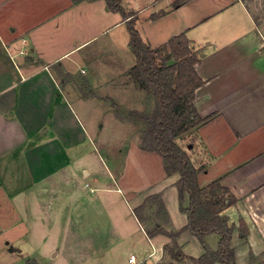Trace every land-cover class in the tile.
Listing matches in <instances>:
<instances>
[{
  "label": "crops",
  "instance_id": "obj_1",
  "mask_svg": "<svg viewBox=\"0 0 264 264\" xmlns=\"http://www.w3.org/2000/svg\"><path fill=\"white\" fill-rule=\"evenodd\" d=\"M122 4L137 16L136 26L151 48L181 33L190 39L204 81L194 104L206 120L189 131L199 149L192 159L204 168L199 183L209 188L219 181L235 198L221 214L233 225L236 264H264V0ZM129 18L106 0H0V251L21 252V239H36V264L47 254L57 257L51 233L65 232L67 217L70 225L85 229L83 218L91 210L95 223L106 224L100 230L106 235L90 236L92 242L101 248L105 242L108 252L129 250L121 264H195L206 252L185 229L180 173L168 175L162 155L144 149L138 132L117 171L96 145L90 148L103 175L87 165L95 167L80 145L88 132L68 94L80 104L107 96L86 98L71 83H91L85 77L90 70L129 73L136 63H131ZM101 38L103 43L95 44ZM70 73L74 80H63ZM88 186L101 195H87ZM189 205L186 193L184 206ZM80 232L81 241L91 244ZM220 238L211 232L206 242L216 250Z\"/></svg>",
  "mask_w": 264,
  "mask_h": 264
},
{
  "label": "trees",
  "instance_id": "obj_2",
  "mask_svg": "<svg viewBox=\"0 0 264 264\" xmlns=\"http://www.w3.org/2000/svg\"><path fill=\"white\" fill-rule=\"evenodd\" d=\"M106 1L112 10L121 12L125 18L130 17L127 23L131 34L130 45L137 61L129 74L141 89L154 98L151 110L133 111L132 115L144 124L140 131L141 146L162 155L168 175H181L177 186L181 210L187 213L189 220L185 229L191 230L206 249L204 255L194 259L195 264L215 261L236 264L235 249L231 243L233 225L229 224L227 216L221 214L225 206L235 203V198L226 195L227 189L219 181L213 182L209 188L201 187L198 174L204 168L196 165L190 151L178 140L206 120L200 116L194 104L195 91L204 83L195 69L199 57L190 48L191 41L185 33L172 37L159 48H151L136 26L137 16L125 9L122 0ZM164 50L167 52L162 56V64L158 65L156 58ZM171 58L175 62L168 64ZM186 193L190 195V205L187 207L184 206ZM160 208L165 209V206L161 204ZM158 230L157 227L150 234ZM247 231L241 222V232L246 236ZM211 232L221 236L216 250L206 242V235Z\"/></svg>",
  "mask_w": 264,
  "mask_h": 264
},
{
  "label": "rangeland",
  "instance_id": "obj_3",
  "mask_svg": "<svg viewBox=\"0 0 264 264\" xmlns=\"http://www.w3.org/2000/svg\"><path fill=\"white\" fill-rule=\"evenodd\" d=\"M103 40L104 39L101 38L99 41L95 42V44H99L100 42L103 43ZM166 52L167 50L162 51V54L156 58L158 65L162 64V56L165 55ZM134 61L136 62V56L135 58L132 57V65ZM174 62V58L167 61L168 64ZM76 71L80 72L79 69H76ZM85 77L92 78L91 83H87L86 80H82L78 84L71 83L72 86L77 87H75L77 94L82 92L86 98L95 95L101 97V94L107 97L104 100H100L96 97L87 100L84 99V102L81 104L73 95L68 94V97L78 110L80 120H82V124L86 127L88 132L80 145L83 146L84 149L86 148V159L91 162L93 161L95 167L88 164V162L87 165L95 168L97 173L103 175V173L99 171L98 163L100 162H97V160L92 157L91 152L93 149L90 148L96 145L102 157H105L109 164L117 171L123 163L122 156L124 155L125 158L127 155V147L136 138L135 133L138 132L137 134H140V131L144 127V124L136 119L135 116L132 115V112L151 110L154 106V98L149 95L146 90L141 89L138 84H134L131 75L126 71L124 74L120 72L99 74L93 73L90 70ZM64 79L68 82H72L74 80L73 73H70L68 76L64 74L63 80ZM89 84H93L91 86L92 88ZM122 120L129 121L124 122ZM178 140L185 149L190 151L189 154L191 157H194L199 149L197 150L195 147L193 136L189 135V132H186L179 137ZM190 144H192V147H189ZM93 162L92 164L94 165ZM129 172H132V169L129 170ZM79 179H82V177H79ZM85 191L86 194L90 196L101 195L100 192L91 191V187L89 186ZM142 209L141 215L143 217L145 213L143 212L144 207ZM95 211L97 213L101 210L100 208H96ZM52 216L50 220H52ZM110 217L112 216L110 215ZM96 220V217L91 214V210H88L86 216L83 218L84 229L81 226L75 227L74 225H70L72 219L71 217H67V224H65L64 228L65 232L59 234H57L58 232H52L50 236L49 243L53 247L56 246L59 255L57 257H51L47 254V256L41 258L40 262L37 264H121V261L127 258V251L129 250L113 249L108 252L105 242L104 245L102 244V248L96 246V244L92 242V237L94 235H102L103 232L100 233V230H102L101 227L105 228L106 226L104 223L100 227L99 224L95 223ZM61 221L66 222L64 218H62ZM80 231L86 232L85 237L91 240L93 244H88L87 240L82 242ZM103 234L106 235L105 233ZM17 245L22 249L21 252H11L7 249L0 251V264H36L34 262L36 259L32 257H36V255L40 256V252L34 254L32 249L39 246L38 240L32 239V241H25V239H21ZM192 248L194 249L195 247L192 246ZM187 249L192 250L190 246H188ZM133 251L141 257L138 253V251H141L140 249L135 248ZM119 261L120 263H118Z\"/></svg>",
  "mask_w": 264,
  "mask_h": 264
},
{
  "label": "built area",
  "instance_id": "obj_4",
  "mask_svg": "<svg viewBox=\"0 0 264 264\" xmlns=\"http://www.w3.org/2000/svg\"><path fill=\"white\" fill-rule=\"evenodd\" d=\"M83 71H84V70H83ZM130 260H131L133 263L137 262V260H136V256H135L134 254L131 255Z\"/></svg>",
  "mask_w": 264,
  "mask_h": 264
},
{
  "label": "water",
  "instance_id": "obj_5",
  "mask_svg": "<svg viewBox=\"0 0 264 264\" xmlns=\"http://www.w3.org/2000/svg\"><path fill=\"white\" fill-rule=\"evenodd\" d=\"M189 147H192V144H190V146Z\"/></svg>",
  "mask_w": 264,
  "mask_h": 264
}]
</instances>
